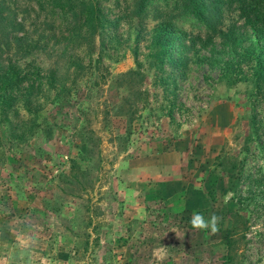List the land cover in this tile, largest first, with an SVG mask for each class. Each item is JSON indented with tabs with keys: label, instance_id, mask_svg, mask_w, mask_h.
I'll use <instances>...</instances> for the list:
<instances>
[{
	"label": "rangeland",
	"instance_id": "374dc122",
	"mask_svg": "<svg viewBox=\"0 0 264 264\" xmlns=\"http://www.w3.org/2000/svg\"><path fill=\"white\" fill-rule=\"evenodd\" d=\"M2 2L20 24L3 57L21 62L22 90L60 62L71 75L55 80L73 94L56 99L45 74L39 119L28 96L0 99V264L28 229L35 264H227L234 228L230 264H264V24L237 3L213 30L195 14L171 19L175 0L148 1L142 17L141 0H96L95 36L72 39L61 1ZM90 141L77 182L71 161ZM193 212L221 217L219 232L192 229Z\"/></svg>",
	"mask_w": 264,
	"mask_h": 264
},
{
	"label": "trees",
	"instance_id": "16d2710c",
	"mask_svg": "<svg viewBox=\"0 0 264 264\" xmlns=\"http://www.w3.org/2000/svg\"><path fill=\"white\" fill-rule=\"evenodd\" d=\"M61 1L63 5L61 8L66 9V13L71 14V24L78 25L77 34L72 35V39L77 37H82L83 29H86L85 36L93 38L100 27V9L97 6L96 0H52L55 6H59L57 2ZM151 0H141L140 4L136 8L135 16L142 17L144 14V9L147 6V2ZM236 1V2H234ZM233 3L238 4V9L241 11V15L246 19L247 24L257 25L264 24V0H175V6L170 12L171 19H176L179 16H183L185 13L195 14L206 21V24L213 30H216L220 24L222 18V9L224 5H233ZM164 13V12H161ZM18 21L13 17V13H11L10 8H8L5 2L0 4V99L6 101H13L15 104L22 98L28 96L26 102L27 106H30L27 111L30 114H35L32 116L33 118L39 119V117H44V114H40L41 110H34L38 107L37 103L33 101L32 95L36 91H42L45 83V74L48 75V78H52L55 84L52 83L50 88H58V96L56 99L64 101L62 95H70L73 94V88L67 87L66 80L62 79L60 82L55 80V76L62 78L71 75V67L66 68L64 63L56 62L55 68H52L47 71L44 70L43 76H41V72L38 71L35 74V78L32 79L34 82L29 85V90L25 88L22 90L25 85L30 83L29 77L22 76V67L21 62L14 61L12 58L8 57L4 59V55L9 54L13 49L15 43L19 42V37L14 36L11 32V27H16ZM77 35V36H76ZM81 45V44H79ZM71 63L74 67V74L81 70H85V66L80 60H71ZM61 69L65 71L64 74L60 75ZM27 76V74H25ZM130 76H143L141 72L138 71H130L129 73L123 75L122 77L128 78ZM38 80V84L35 82ZM25 82V83H24ZM59 83V84H58ZM38 91V92H39ZM5 104L4 102L2 103ZM3 106V110H4ZM15 115L18 117L21 116V112L18 110H14ZM41 115V116H40ZM19 118V117H18ZM44 123L49 125L48 118L45 117ZM23 125V124H22ZM36 127V126H35ZM16 129L17 127H13ZM34 128H32L31 133L34 134ZM52 129V128H51ZM51 132V131H50ZM15 139H19V135L14 134ZM19 139L18 141H21ZM23 141V140H22ZM98 140H96L97 142ZM86 143V142H85ZM88 145V151L86 153H82L78 156L77 159L72 160L71 166V179H74L77 182H80L79 175H81V167L80 164L83 160L91 157L93 150L96 145L92 144L91 141ZM235 228L229 231L228 235V258L227 264H230L233 260L232 252L234 251V236Z\"/></svg>",
	"mask_w": 264,
	"mask_h": 264
},
{
	"label": "clouds",
	"instance_id": "9594fccd",
	"mask_svg": "<svg viewBox=\"0 0 264 264\" xmlns=\"http://www.w3.org/2000/svg\"><path fill=\"white\" fill-rule=\"evenodd\" d=\"M220 222L221 217L218 215L213 213L206 218L200 212H193L189 221L192 229L210 231L212 234L219 232ZM39 243L40 236L37 231L33 229L19 231L12 246L13 255L8 257L10 264H35Z\"/></svg>",
	"mask_w": 264,
	"mask_h": 264
}]
</instances>
